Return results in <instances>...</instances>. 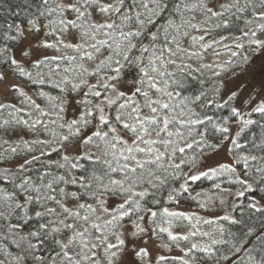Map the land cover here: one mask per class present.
<instances>
[{
    "label": "snow or ice",
    "instance_id": "snow-or-ice-1",
    "mask_svg": "<svg viewBox=\"0 0 264 264\" xmlns=\"http://www.w3.org/2000/svg\"><path fill=\"white\" fill-rule=\"evenodd\" d=\"M24 4L23 26L8 24L0 32L6 42L0 46V64L41 86L37 95L46 102L41 107L12 84L10 90L24 106L0 104V163L23 157L14 169L0 168V264H123L128 255L139 264H152L149 249L129 250V241L166 235L167 248L198 234L207 241L182 249L181 264L214 259L264 264V99L249 108L254 97L237 107V92L223 99L218 88L211 99L202 88L183 94L191 88L190 80L204 83L205 71L220 74L204 60L209 50L219 56L214 46L227 37L206 40L204 34L229 29L238 14L250 11L243 34L250 47L264 48V0ZM27 36L34 39L18 60L14 45ZM236 40L234 46L224 45L233 57L239 53L232 47H245ZM34 51L41 53L36 59ZM7 79V70H0V83ZM43 86L57 94L43 91ZM209 109L226 114L214 117ZM254 114L260 119H253ZM253 126L258 134L251 133ZM209 134L230 143L232 163L193 172L205 149L219 147L209 142ZM13 135L18 139L7 138ZM188 150H193L191 156ZM53 153L59 159H52ZM221 177L238 186L231 192L215 184L235 196L233 211L240 215L219 219L240 225L239 235L216 220L156 207L162 194L167 203L179 204L191 195V184ZM201 195L191 198L207 208L211 198L200 201ZM245 212L250 221L259 214V227L245 223ZM184 221L187 234L174 233V225ZM201 223L215 224L218 236L199 232ZM221 245L228 246L227 253L218 258ZM166 260L161 255L157 264Z\"/></svg>",
    "mask_w": 264,
    "mask_h": 264
},
{
    "label": "trees",
    "instance_id": "trees-1",
    "mask_svg": "<svg viewBox=\"0 0 264 264\" xmlns=\"http://www.w3.org/2000/svg\"><path fill=\"white\" fill-rule=\"evenodd\" d=\"M217 2H226V0H217ZM243 2V0H242ZM27 11V8L24 4V0H0V32L4 31L8 24H24L26 22L25 13ZM239 18H233L232 25L229 29H214L211 33H205V39L211 40L213 36L216 37V39H220L221 36H226L227 39L223 41L220 45H215L216 51L220 53L219 56L215 55V53L212 50H209V52L206 55V58L204 60V63H212L214 67V71L219 72L220 74L213 75L212 72L205 71V74L201 79H203L204 83L200 84L199 82L189 81V84L191 86L190 89H185L183 94L184 95H192L195 92H199V90L202 88L205 92L208 93V98L211 99L213 96V90L219 89V97L221 99L226 98L228 95L224 94L226 91L225 83L230 77H233L238 71L243 69L249 62H252V54L253 52L257 53L258 51H262L263 48L256 49L254 47H250L247 43V37L244 36V30H245V19H251L250 11L238 14ZM211 27V25H210ZM200 33H193V35H199ZM236 37L240 38L239 42H242L245 44V47L243 49H237L235 47L231 48V51H236L239 53V55L233 57L230 54L229 49L225 48L224 45H235L237 42ZM6 42L3 40H0V46H3ZM186 46L188 41L185 42ZM15 46V45H14ZM52 53V50H50ZM244 57H247V60L244 59ZM229 61L231 63H229ZM193 66L195 67L196 64L193 62ZM0 68H7L6 65L0 64ZM10 70V69H9ZM13 75V74H12ZM16 77V76H15ZM19 78V77H17ZM24 83L27 84L29 88V92L27 93L28 96L32 97V99L36 100L37 103L41 105V107L45 104V99L41 98L37 95V91L40 89L41 86L33 85L30 82L26 81L24 78H19ZM43 91L51 94L56 95V90H53L47 86H43ZM13 97L15 100L14 105L17 107H23L24 105L21 103V99L17 94L13 93ZM258 103V101H257ZM3 104H10V103H3ZM255 106V105H254ZM253 106H250L251 108ZM197 111H202V109L198 108ZM209 115H213L214 117H219L221 115H225L226 113L223 111H215L213 109L207 110ZM5 118L7 117V112L4 113ZM253 119L259 120L260 117L258 114H254L252 116ZM251 133L258 134L259 128L253 126L251 129ZM235 134V133H234ZM210 135V143H217L219 144L221 141L219 140V134H216L215 136ZM10 140H16L18 139V136H11L7 137ZM26 139H30L32 137L25 135ZM43 138V137H42ZM230 147V146H229ZM210 151L205 149V152ZM35 155H39V150H37ZM189 156L193 154V150H188ZM195 154L199 156V150H195ZM31 154H29L30 156ZM231 157L232 154L230 153ZM180 154H177V161L179 162ZM42 159H44L42 157ZM52 159H59V157L56 155V153L52 154ZM233 159V158H232ZM23 162V157H13L3 163H0V168H16L20 163ZM219 166V165H218ZM218 166H215L213 168H216ZM62 171V170H61ZM187 171V169H185ZM227 177H221L219 179H201L200 181H197L190 185V196L187 199L182 198L181 202L179 204H169L166 202V197L162 194L160 199L162 200L161 205H157L156 207H168L169 209L175 208L172 211H181L188 214H196L197 216L203 218V219H212L216 220L220 225H223L226 229L233 233H237L239 235L241 226H230L226 221L220 220L219 218L228 214L229 211L226 210V203H232L235 200V196L231 195V199L223 204L221 203H213V200H221L225 195H230L228 192H221L220 190L215 188V184L219 183L221 189H229L231 192H234L235 189L238 187L236 185H229L227 182ZM197 193H201L202 195L199 197L200 201L208 200L209 197L211 198L209 205L207 208H202L199 206L197 199H192L191 197H195ZM188 196V194H185ZM257 198L259 199L260 194H256ZM214 200V201H215ZM217 213V214H215ZM231 215L235 217H239L240 212L233 211V204L231 208ZM245 223H254L257 227L261 224L262 218L257 214L256 216L252 217L251 221L248 220V213L245 212ZM183 228L184 234H187L189 231L187 227V222H179L174 225L173 232L178 229ZM208 231L215 233L218 236V233H216V225H207L201 223L199 226V232ZM227 233L225 234V239H228ZM162 240L163 242H167L166 235H164L163 239L158 238ZM207 238H202L199 234L196 237H192L189 241H180L179 244H170L169 246L173 248L178 249H187L190 243L196 242V243H203L206 242ZM227 245H221L218 246V252L217 257H222L227 253ZM230 255V253H228ZM197 255H200L197 253ZM175 258V259H174ZM157 264V262L155 263ZM161 264H181V258L177 257H167V260L164 262H161ZM207 264H229L228 261H225L223 259H214L212 261H208ZM232 264H237L236 260L234 259L232 261Z\"/></svg>",
    "mask_w": 264,
    "mask_h": 264
},
{
    "label": "rangeland",
    "instance_id": "rangeland-1",
    "mask_svg": "<svg viewBox=\"0 0 264 264\" xmlns=\"http://www.w3.org/2000/svg\"><path fill=\"white\" fill-rule=\"evenodd\" d=\"M23 26V25H22ZM32 36H27L25 40L16 44L13 48L14 54L16 58L20 59V52L22 48L27 47L33 41ZM48 54H51L50 50H48ZM41 53L38 51H34L33 59H36L40 56ZM29 63H25V67H29ZM0 70H7L8 79L0 83V104L3 103H15L12 91L10 90L12 84H18L20 87L26 92H29V88L26 83H24L21 79L12 75L11 71L7 68H0ZM225 93L226 95L231 94L232 92H237V100L235 102L237 107H242L243 102L247 100L248 96L251 95L254 97V100L251 104L248 105L254 106L257 101L264 99V48L262 51H258L257 53L253 52L252 54V62H249L243 69L238 71L233 77H230L225 83ZM71 112L69 113V116ZM233 135L236 131V126L233 125ZM230 143L228 142H220L219 147L215 150H210L204 153L203 156H199L196 167L193 169V172L196 171H206L210 168L218 166L220 164H231L232 157L228 151ZM231 195H225L223 200L225 203L231 199ZM215 200V199H214ZM213 200V203H221V200ZM222 204V203H221ZM232 203L227 202L225 205L226 210L229 211L228 214L231 213ZM175 210V208H173ZM170 209V210H173ZM217 214V213H215ZM145 226H148L147 217L145 218ZM183 228H178L174 231V233L184 234ZM148 241L147 244H144V241ZM165 242L158 238L149 239L148 236H145L143 240H137L135 242L129 241L128 248L131 250L132 248L141 246H146L150 251V258L152 264H155L158 260V257L163 255L165 257H183L182 249L173 248L171 246L164 247ZM185 250V249H184ZM123 264H139L137 258L134 255H128L123 258Z\"/></svg>",
    "mask_w": 264,
    "mask_h": 264
}]
</instances>
